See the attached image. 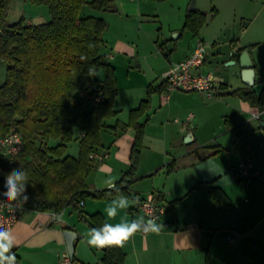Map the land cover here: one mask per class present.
<instances>
[{
  "label": "crops",
  "instance_id": "1",
  "mask_svg": "<svg viewBox=\"0 0 264 264\" xmlns=\"http://www.w3.org/2000/svg\"><path fill=\"white\" fill-rule=\"evenodd\" d=\"M150 2L151 0H113V7L101 10V15L99 14L98 16L106 21L107 26L110 25V20L112 21L115 18L114 16H120L119 18H122L121 20L130 19L132 16H139L140 18L145 17L146 15L143 11H145L146 6L149 7ZM168 2L169 13L167 12V14L176 22L178 21L177 25L182 21V27L185 13L191 11L189 9L190 0H168ZM238 2V0H193V10L206 13L205 22L207 23L219 20L221 12L227 5L226 8L229 7L234 18H232L229 23H222L219 30L224 32L233 31L235 17L236 15H240L241 19H246V21L243 22L245 28L242 29V31L246 32L253 20H255L257 14H250L243 6L239 5ZM207 13L209 14L207 15ZM27 22H30V20H27ZM169 25L167 27L170 28L171 32L180 31L176 35V37H180L182 34L181 27ZM202 27L196 35L201 41L203 40L201 35ZM102 38L103 45L107 46L104 55L112 53V56H107L106 60L113 69L112 59L115 58H113L114 53L121 52L131 56L135 54V49L132 46L118 39L114 40L112 46L108 47L107 38H104L103 35ZM232 41L233 47L235 48L234 54L237 55V57L232 58L228 53V56L223 59V63L226 65L227 61L234 60V63H229L228 65L234 64L237 66L234 73L241 79V84H238L236 87L246 86L239 73V57L245 48L241 47L233 38ZM214 45H216V41L213 40L211 46ZM193 47L186 52L178 54L176 56L177 58L172 56L171 51L168 50L164 53L166 61L162 63L159 62L158 65L155 66L148 65V69H146L148 70L147 72L145 69L143 70V81L141 82L142 89L137 104L146 97L147 85H156L159 83L162 80L163 72L166 71L172 63L187 56ZM248 53L253 63L255 73L252 86L254 90L258 92L259 89H255L254 85L257 80L261 82L264 81L260 74L261 69H264V67H262L264 65H261L249 51ZM213 57V52L207 50L205 47V60L203 66L200 68L202 72H212L209 68V64L211 63L210 58ZM135 62V66L137 67H140L142 64L139 59L135 60ZM158 75H160L159 80L157 79ZM213 75L216 79L217 88L215 96H224L228 94V91L236 88L232 87L223 75L216 72L213 73ZM220 83H224L226 87L218 88ZM260 89H264V85H262ZM118 91L119 85L117 82V93ZM170 91L171 90L165 89L162 92L151 93L149 96L148 109L138 117V121L144 123L140 163L135 177L127 183L131 193L130 198L137 199V202L141 201L148 191L153 189L159 191L161 201L166 206V211L162 214L159 221L164 227L158 234H143L138 232L133 238L127 241L123 247H120L124 253L122 264H264V243L256 240L257 237L252 238L256 223L252 221V217H254V214H250L252 209L245 210V212L238 214V231L228 228L231 226L234 227L235 224H228L226 221L229 215L226 210L229 208L230 199L225 188L218 183V176H211V178L201 180L203 182H200V161H204L219 152L221 146L216 144L218 151L201 159L194 153V151L197 150L199 154L201 153V155H204L211 151L210 149L200 146L199 143H195L196 136L193 130L195 129V121H199L200 118V97L197 91H191L190 93L178 90ZM117 93L116 95H118ZM185 96L191 97L194 103L193 108L196 109L197 114L193 111H188L184 118L179 119L178 117H174L173 122L178 124V128L174 134H172V132L168 133L164 129L158 133L151 130L148 132V124L153 118L159 117L158 123L163 126L164 122L162 116L165 115L167 111L173 109V106L181 105V100H183V98L185 99ZM237 100L238 101L233 104L235 105L234 110L237 109L238 112L249 113L258 117L259 113L264 111L258 110L255 106H251L245 100L240 98ZM114 103L115 97L112 105L113 109L116 111ZM215 104L226 105L228 103L218 99L213 102V104L211 103V106ZM134 107L128 109L127 118L124 121L117 118V111L114 116L103 121V125L99 131L100 145L94 150V153L96 155L106 153V156H103L101 159L94 158L91 161V169L86 178L90 189L107 188L106 181L108 179H112L116 182L127 170L129 166L130 149L135 137V129L132 126H127L125 128L121 126L128 121L129 110ZM190 112L193 113V118L190 120L189 124L184 125L183 122ZM237 114L235 112L232 113V115H234L232 124L236 123ZM225 116L226 115H224V117ZM115 117L116 119L113 120ZM165 117L166 116H164V119ZM188 133H190L191 140L189 142H184L186 145L185 148L187 149H182L180 147L175 148L179 145L178 136L183 138L184 141ZM74 136H79V130L75 132ZM186 154L192 158L186 160L184 165H177L173 170L166 172L165 166L168 161L182 158L184 160L186 159ZM186 168L190 171L181 176L180 182L178 180L181 184L178 186V190H176L172 186V182H174L173 178L177 176L179 170ZM234 173H236L235 170ZM253 176L255 175H252L251 178ZM209 185H215L221 188L227 196V202L214 204L208 193L207 188ZM112 199L114 198L85 199L81 205L82 211L85 216L94 211H98L102 214L104 223L109 222L113 224L119 222L121 219L131 221L141 217L137 208H134L132 211V208L136 207L138 204L135 203L128 209L121 211L115 219H109L106 216L105 208ZM68 208L71 207L68 206L57 213L32 209H27L26 212H22L20 218L10 228L13 230L17 240V246L12 250L18 255L19 264H57L59 255L63 252H67L62 233L64 229H71L76 233L72 255L74 264H102L100 261L102 256L101 248L89 246L93 252L94 258H86L81 255L84 232L79 222L84 220L79 219L77 211L76 215L69 213ZM257 208L258 205L255 204V209ZM129 209H131V212ZM245 220L248 222L249 227L245 232H242L241 225ZM233 231L238 232L239 236L235 237ZM230 234L234 237L232 243H228L227 241V237ZM218 235H222V238Z\"/></svg>",
  "mask_w": 264,
  "mask_h": 264
},
{
  "label": "trees",
  "instance_id": "2",
  "mask_svg": "<svg viewBox=\"0 0 264 264\" xmlns=\"http://www.w3.org/2000/svg\"><path fill=\"white\" fill-rule=\"evenodd\" d=\"M32 1L47 6L48 21L33 24L21 18L8 23L10 0H0V60L6 63L0 84V135L14 129L22 137V146L13 157L0 155V170L7 173L19 167L28 172L26 209L57 213L69 206L78 212L79 219L86 221L90 230L100 227L104 218L98 211L85 216L81 208L84 200L115 198L119 194L108 188L90 189L86 181L93 160L90 154L100 145L103 121L116 114L112 104L117 81L113 67L106 60L107 54L101 50L107 23L100 16L82 15L81 9L84 5L95 10L108 9L113 7V0ZM205 18L202 11H187L181 32L197 35ZM231 57L237 55L233 53ZM90 69H94V74H89ZM99 70L104 73L102 79L96 76ZM166 87L164 79L156 85H147L146 97L129 110L128 121L121 126L135 129L129 166L115 182L120 192L129 197L127 183L135 177L140 163L144 131V123L138 117L148 109L150 94L162 92ZM225 87L224 83L218 86ZM90 92L101 93V101L93 104L86 96ZM227 93L264 110V89L257 92L253 86H241ZM84 100L90 102V108ZM233 120L234 115L224 117L228 125ZM77 130L78 154H66L67 144ZM52 139L57 142L50 144ZM216 147L205 146L212 151L204 155L197 150L194 153L201 159L217 152ZM11 160L14 166L10 165ZM165 167L169 172L177 167V161L172 159ZM3 180L0 175V192L5 191ZM207 189L214 204L227 202V196L218 186L209 185ZM248 227L245 220L242 232ZM101 250L102 264H122L124 253L120 247ZM16 257L19 264L17 254Z\"/></svg>",
  "mask_w": 264,
  "mask_h": 264
},
{
  "label": "rangeland",
  "instance_id": "3",
  "mask_svg": "<svg viewBox=\"0 0 264 264\" xmlns=\"http://www.w3.org/2000/svg\"><path fill=\"white\" fill-rule=\"evenodd\" d=\"M238 1L239 5L243 6L247 12L254 15L257 14L246 32L242 31L245 28L243 22L246 19H241L240 15H236L235 17L233 31L224 32L219 30L222 23H229L234 18L229 7L226 8L227 5L219 16L220 21L205 22L201 31L203 45L207 50L212 51L214 56L210 58V70L213 73L216 72L223 75L232 87L241 84V79L234 73L237 66L234 64L225 65L223 63V59L228 56V53L230 55L231 49L234 48L232 38L241 47H244L253 54L254 58L261 65H264V0ZM168 7V0H151L149 7L146 6L145 11H143L146 15L145 17L132 16L130 19L121 20L120 16H114L115 18L112 21L110 20V25L103 32V37L108 40V47L112 46L114 40L118 39L135 49L133 56L116 52L113 56L115 58L112 59L115 77L119 85L118 95L114 96V107L117 111V118L122 121L126 120L128 109L136 106L140 98L143 70L145 69L147 72L148 65L155 66L159 62L166 61L164 57L166 51L170 50L172 56L176 57L178 54L186 52L195 46L197 40H199L198 36L192 35L189 32H182L180 37H176L180 32L179 30L171 32L167 26L170 24L169 26L175 27L178 21L176 22L173 18L169 17L167 14V12L169 13ZM100 13L101 10L89 8L87 5H84L81 9L82 15L98 16ZM21 18L25 21L30 20L33 24H39L48 21L50 14L44 3L33 2L32 0H10L6 16L7 22L13 23ZM181 23L182 21L177 26L181 27ZM213 40L216 41V45L211 46ZM101 50L102 52L106 51L107 46L102 45ZM137 59L142 63L140 67L135 66V60ZM5 68L6 63L0 60V84L5 77ZM260 74L262 80H264V69H261ZM96 76L98 79H102L104 76L103 71L99 70ZM157 79H160V75H158ZM262 85H264V81L257 80L254 87L260 90ZM197 93L200 97V118L199 121H195V129L193 130L196 136L195 143H199L203 147L214 146L216 144L221 146L219 152L204 161H200V182H203L201 180L211 178V176H218V183L225 188L230 199L229 208L226 210L229 214L226 221L228 224H235L234 227L228 228L238 231V214L252 209L250 213L254 214L252 221L256 222L252 238L257 237L256 240L264 243V128L260 124L264 122V111H261L258 117L249 113H241L237 109L234 110L235 105L233 103H236L237 99H239L234 95L225 94L224 96L208 97L204 93ZM218 99L226 101L228 104H215L211 106V103L213 104ZM181 101V105L173 106V109L167 111L162 116L163 126L158 123L159 117L153 118L148 124V132L151 130L158 133L164 129L168 133L172 132L174 134L178 128V124L173 122L174 117H178L179 119L184 118L188 111H193L197 114L196 109L193 108L194 103L191 97L185 96V99L183 98ZM84 103L87 108H90L89 101L84 100ZM234 112L238 113L236 123L231 124L232 126L226 124L223 118L224 115L230 116ZM164 116H166L165 119ZM180 136H178L179 145L175 148L187 149L185 148L186 145L183 138ZM56 142L54 139L50 140V144ZM65 153L73 156L78 154V140L76 136L68 142ZM191 158V156L186 154V159L176 160L177 165L182 166L186 163V160H190ZM246 158L252 161L253 172L247 177L234 173L237 164ZM10 165H15L12 160L10 161ZM189 171L187 168L181 169L177 173V176L173 178L174 182H172V186L176 190H178V186L181 184L179 183L181 176ZM252 175H255L257 178H251ZM255 204L258 205L257 209H255ZM68 209L69 213L77 214L72 208ZM26 211L27 209H24V212ZM79 225L83 227L84 232L81 255L86 258H94L93 252L85 242L86 234L89 231L88 224L80 221ZM236 231H233L235 237L239 236V233ZM218 236L222 238V235Z\"/></svg>",
  "mask_w": 264,
  "mask_h": 264
},
{
  "label": "built area",
  "instance_id": "4",
  "mask_svg": "<svg viewBox=\"0 0 264 264\" xmlns=\"http://www.w3.org/2000/svg\"><path fill=\"white\" fill-rule=\"evenodd\" d=\"M235 51L232 48L230 55ZM108 57L112 56V53L107 54ZM205 60V46L201 40H197L195 46L191 52L182 58L181 60L172 63L169 68L163 72L162 79L167 82V90H180V91H197L202 92L208 97L216 95V79L212 72H202L200 68L203 66ZM86 96L90 99L93 104H97L102 99V94L99 92H90ZM193 118V113H188L183 124H189ZM22 146V137L20 133L14 129L4 135H0V155L11 158L13 157ZM106 156V153L96 155L94 152L90 154L91 158L101 159ZM236 173L247 177L253 172V163L250 159L246 158L241 160L235 169ZM4 199V197H0ZM81 204V202H79ZM137 211L140 216L155 217L159 223L162 214L166 211V206L162 203L159 197V191L150 190L148 191L141 201L138 202ZM23 209L17 210L14 215L9 213L6 207H0V224H4L11 228L12 225L20 218ZM142 233V232H141ZM145 234V233H143ZM228 243L234 241V237L229 235L227 237ZM57 264H74L72 257L67 253L63 252L59 255Z\"/></svg>",
  "mask_w": 264,
  "mask_h": 264
},
{
  "label": "clouds",
  "instance_id": "5",
  "mask_svg": "<svg viewBox=\"0 0 264 264\" xmlns=\"http://www.w3.org/2000/svg\"><path fill=\"white\" fill-rule=\"evenodd\" d=\"M89 74H94V69H90ZM0 175L4 177L3 188L5 189L0 192V197H4V199H0V207H6L9 213L14 215L17 210L23 209L29 199L26 194L29 174L26 170L18 167L7 173L0 170ZM106 186L110 191L119 193L105 208L106 216L109 219H115L121 211L137 203L135 198L121 193L112 179L106 181ZM163 227L155 217L146 218L144 216L131 221L121 219L115 224L105 222L100 227L91 228L86 234L85 242L94 248L123 247L138 232L158 234ZM16 246L17 240L13 230L0 224V264H17L16 254L12 252Z\"/></svg>",
  "mask_w": 264,
  "mask_h": 264
},
{
  "label": "water",
  "instance_id": "6",
  "mask_svg": "<svg viewBox=\"0 0 264 264\" xmlns=\"http://www.w3.org/2000/svg\"><path fill=\"white\" fill-rule=\"evenodd\" d=\"M193 0H190L189 9L193 10ZM234 60H230L226 62V65L229 63H234ZM239 65H240V75L242 78L243 83L246 86H252L254 82V67L253 63L250 59V55L246 49H244L239 57ZM261 127L264 128V122H261ZM191 140L190 133H188L184 139V142H189ZM252 178H256L253 176ZM65 245H66V251L67 253L72 257L73 250H74V239L76 238V233L71 229H64L62 231Z\"/></svg>",
  "mask_w": 264,
  "mask_h": 264
}]
</instances>
